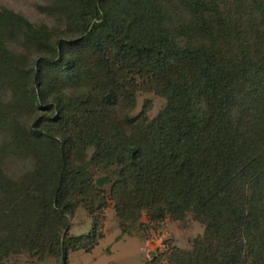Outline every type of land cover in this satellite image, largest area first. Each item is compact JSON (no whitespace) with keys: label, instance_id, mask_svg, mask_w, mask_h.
Wrapping results in <instances>:
<instances>
[{"label":"trees","instance_id":"obj_1","mask_svg":"<svg viewBox=\"0 0 264 264\" xmlns=\"http://www.w3.org/2000/svg\"><path fill=\"white\" fill-rule=\"evenodd\" d=\"M40 10L51 24L0 6V264L92 251L99 219L70 235L71 216L109 198L123 233L143 212L205 225L148 264H264V0ZM140 91L166 100L153 118Z\"/></svg>","mask_w":264,"mask_h":264},{"label":"rangeland","instance_id":"obj_2","mask_svg":"<svg viewBox=\"0 0 264 264\" xmlns=\"http://www.w3.org/2000/svg\"><path fill=\"white\" fill-rule=\"evenodd\" d=\"M50 0H0V6L9 7L22 13L34 23H52V20L40 10ZM164 97L154 93L140 91L137 98V107L134 113L140 112L147 105L150 118L157 115L165 105ZM21 166L15 167L19 169ZM94 178L104 176L107 172L92 168ZM109 194L110 184L103 186ZM95 217L100 221L102 238L92 251L83 249L70 251L68 264H148L152 252L156 249H166L169 246H178L183 249L192 248L193 241L204 235L205 225L196 220L192 213L179 221L166 218L159 223L150 222L145 212L140 221L130 231L123 233L124 222L116 213L114 202L109 198L105 208L96 215H91L87 209L80 205L75 214L71 216L70 235L89 233L95 222ZM5 264H62L56 257L47 256L40 260L29 252L11 255Z\"/></svg>","mask_w":264,"mask_h":264}]
</instances>
